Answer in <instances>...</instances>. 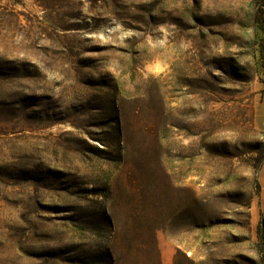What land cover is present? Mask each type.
<instances>
[{"label":"rangeland","instance_id":"1","mask_svg":"<svg viewBox=\"0 0 264 264\" xmlns=\"http://www.w3.org/2000/svg\"><path fill=\"white\" fill-rule=\"evenodd\" d=\"M0 264H264V0H0Z\"/></svg>","mask_w":264,"mask_h":264}]
</instances>
